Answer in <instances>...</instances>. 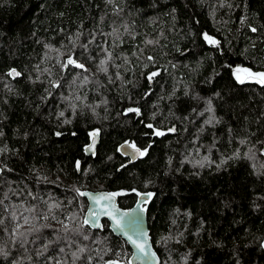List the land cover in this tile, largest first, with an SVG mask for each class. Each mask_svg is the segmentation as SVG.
I'll return each mask as SVG.
<instances>
[{
	"label": "trees",
	"instance_id": "1",
	"mask_svg": "<svg viewBox=\"0 0 264 264\" xmlns=\"http://www.w3.org/2000/svg\"><path fill=\"white\" fill-rule=\"evenodd\" d=\"M115 3L119 14L108 0H0V146L10 149L0 163L11 170L2 175L17 192L9 193L5 203H19L31 191L44 200H71L75 211L78 202L87 206L85 198L73 199L72 188L78 187L123 191L118 203L129 208L137 192H150L144 207L161 264H183L185 256L187 264H264V175H257L264 171V144L257 143L264 141V84H241L233 75L237 66L264 71V0ZM114 27L119 31L113 32ZM204 32L219 40L220 47L206 43ZM76 33L83 34L76 41V58L88 72L60 67L68 51L61 45ZM91 35L95 41L84 52L79 45ZM98 45L112 54L107 75L97 71L103 58ZM89 53L95 61L86 58ZM12 68L22 75L9 76ZM152 71L159 75L150 84ZM50 81L61 86L52 87ZM209 100L219 120L214 126L205 123ZM133 107L140 109L139 116L125 114ZM148 123L166 134L152 135ZM173 125L177 131L168 133ZM91 130L99 131L100 141L95 154L86 156L83 148ZM244 139L249 143L241 145ZM124 141L151 147L144 157L124 165L117 151ZM253 145L255 161L244 156ZM237 150L240 158L227 159ZM205 156L209 161H203ZM7 189L4 185L0 192ZM25 203L35 201L28 197ZM44 223L49 228L43 235L51 239V229L60 225L49 219L36 226ZM103 226L86 229L107 237L108 246L126 262L130 247L107 221ZM166 236L173 239L164 241ZM7 241V234L0 233V246ZM26 247L31 261L21 260L23 250L8 243L9 255H0V264H48L35 255L38 245ZM54 254L50 249L45 256ZM116 258L111 253L104 257Z\"/></svg>",
	"mask_w": 264,
	"mask_h": 264
},
{
	"label": "snow or ice",
	"instance_id": "2",
	"mask_svg": "<svg viewBox=\"0 0 264 264\" xmlns=\"http://www.w3.org/2000/svg\"><path fill=\"white\" fill-rule=\"evenodd\" d=\"M110 4H114V11L119 14L122 10L119 8V5L115 3V0H108ZM230 6V5H229ZM245 18H241V23H244ZM124 30L127 31V26H123ZM250 27L252 32H256L257 29L255 27ZM119 29L113 28V32H118ZM111 34V33H109ZM83 35L82 33H76L74 36L67 37L68 45H61V47H67V59L60 63V67L63 70H67L69 66L74 68L82 69L84 72H88L89 70L85 67L84 63H80L75 53L74 49L76 48V41L79 40V37ZM203 40L209 45L215 46L216 48L220 47V41L210 36L208 33H201ZM95 41V35H91L88 43L81 44L79 47L83 49L84 52H88L89 44ZM148 43H152V41H148ZM49 50H55L59 53L60 56L65 55V53H60L59 49H53L51 45H45ZM99 51L103 53V58L99 59L97 64V71L102 72L104 74H108V64L109 62H113L112 54L106 47H100L98 45ZM47 56V53H45ZM88 60L95 61V57H93L90 53L86 57ZM149 61L153 60V57H147ZM57 63H59V57L57 58ZM40 66L37 65L36 69L39 70ZM43 71L47 72L48 69H44ZM8 75L12 78H16L22 75L15 68L9 70ZM157 75H159L158 71H152L147 75V80L151 82ZM234 78L238 83H245L247 80H254L256 83L264 84V71L254 72L252 69L247 67L237 66L233 69ZM39 79V76H37ZM116 79H121L119 72L116 73ZM88 82V76L83 77V83ZM109 82H113L111 76H109ZM75 83V79L73 80ZM52 87H60V83L58 81H50ZM175 93H173L174 95ZM187 95V93H185ZM145 95H150L149 93H145ZM217 95H219L217 93ZM67 100L68 97H65ZM76 100H81L80 96L75 97ZM102 103L107 104V100H103ZM73 112L76 110L75 105H71ZM87 107L92 108V105H87ZM205 111L210 113L208 119L205 121L206 124L210 126H214L216 123H219V120L214 115V109L211 106V100L207 102V107ZM195 112V109H193ZM127 113H135L139 116L140 109L139 108H128L125 110V114ZM199 115L203 116L204 113L201 112ZM60 116L63 117L64 113L61 112ZM155 118V114L153 115V119ZM70 122V121H65ZM148 129H152V135L160 137L166 134L165 131L154 127L152 123L146 124ZM177 131L176 127L173 125L172 127L167 128L168 133H175ZM231 131V130H229ZM57 136H60L62 133H55ZM89 135L93 138L91 144L86 146L85 151L91 154H95L94 147L96 144V137L98 135V130H95ZM251 135H255L252 133ZM3 136V133L0 132V137ZM241 145L248 144L249 141L247 139L241 140L239 142ZM257 143L264 144V141H257ZM147 147H139L135 142L125 141L124 144L120 145L117 148L118 152H122L125 149H130L131 154L129 156V162L131 163L138 157H144L147 152ZM255 145L248 149L247 152L244 153L245 158L249 160L255 161L256 153L254 151ZM10 149L7 144L0 146V157L6 155ZM198 154V149H197ZM125 155H128L125 152ZM260 155L264 156V149L260 150ZM240 158L239 150L234 152L231 156L227 157V159H238ZM111 159V157H109ZM203 161H209V157H203ZM226 160H222L221 164L226 163ZM200 167L204 166V163L201 161L196 162ZM219 167V165H217ZM121 167H124L122 165ZM254 171L257 168L256 163L252 164ZM260 168L264 169V163L260 164ZM77 169L79 170V161H77ZM11 171L7 169L6 165H2L0 163V188H3L4 185H8L7 191L0 192V233H5L8 236V241L0 246V255H4L7 257L9 255L8 252L5 251V247L8 243L11 245L17 246L19 249L23 250V255L21 256V260L31 261L32 256L28 255L27 245H38V247L34 250L35 255L37 257H43L48 264H133L132 259H128L126 262L123 261L120 257L121 254L119 252H114L112 248L108 246V238L107 237H99L94 236L92 232L87 231L89 229H103V225L99 223L101 217H108L113 222V228L116 231H119L124 237H126L127 242L131 243L135 249L136 253H133L132 256L137 259L141 258L137 256V253L142 255L143 259L151 260L155 257V253L150 252L149 250V242L147 238L146 232L142 229L133 231L132 234H129L128 228L132 227L135 229L139 228L140 224V215L146 211L144 207L129 209L127 211H121L116 204L114 203V198L120 195H124L123 191L116 192H97L92 193L90 191H82L81 188L73 187L72 191L75 193L73 199L76 197H87L89 203L87 206L81 203H77V210H70L72 206V201L69 200L66 203L62 201H57L52 197H49L48 200H44L43 197L33 195L31 191L27 193L26 196L21 192L19 195L24 196L23 199L20 200L19 203H5L6 200L11 199L9 193L13 195H17L15 189L11 187V181L7 180L2 174L5 171ZM257 175H264V171L257 172ZM150 183V182H149ZM147 186V185H145ZM133 192H136V189H132ZM138 196L143 197H151L152 193H139ZM31 197L32 201H35L33 204H27L25 201ZM260 199H264V197H260ZM85 207L87 208L85 212ZM59 212L63 218H60L57 215ZM125 218H129L127 224L125 222ZM51 219L55 223L59 224V228H52L51 232L54 234L51 239L43 235L42 230L49 228L47 223L40 224L36 226V222L43 220L48 221ZM175 223V221H173ZM35 236L34 239H29V237ZM173 239L172 236H166L163 238L164 241ZM179 242V241H177ZM63 244L64 246H60ZM261 247H264V242L261 243ZM52 250L55 254L45 256V253ZM111 253L113 256L117 257L116 259H107L104 257ZM15 259V258H14ZM183 264H187V257L181 258ZM15 264H21L20 261H15ZM159 264V262H157Z\"/></svg>",
	"mask_w": 264,
	"mask_h": 264
},
{
	"label": "water",
	"instance_id": "3",
	"mask_svg": "<svg viewBox=\"0 0 264 264\" xmlns=\"http://www.w3.org/2000/svg\"><path fill=\"white\" fill-rule=\"evenodd\" d=\"M66 59H67V58H66ZM149 83L151 84V82H149ZM92 139H93V138L91 137L89 143H88L86 146H88L89 144H91ZM98 143H99V134H98L97 137H96V144H95V147H94V152L96 151V147H97ZM124 143H125V141L122 142L120 145H122V144H124ZM120 145H119V146H120ZM86 146L84 147V154H85L86 156H91V155H92L91 153L85 151ZM125 152H127L128 155H125ZM119 153H120L122 156H124V157H126V158H129V156H130V154H131V150H130V149H125V150H123L122 152H119ZM138 158H139V157H138ZM138 158H136L135 160H137ZM135 160H133L132 162H134ZM132 162H131V163H132ZM126 164H130V162L128 161V162L125 163L124 165H126ZM78 172H79V170H78ZM82 191H90V192H92V193H97V192H101V191H103V192H114V191L102 190V189H98V190L85 189V190H82ZM140 193H149V192H140ZM83 198L86 199L87 204H88V203H89L88 198H87V197H83ZM149 199H150V197H143V196H138V195H137V197H136V201H135L134 204H133L131 207H129V208H123V207H121V206L119 205V203H118V196L114 198V203L116 204V206H117L121 211H127V210H129V209H134V208L144 207L145 203L148 202ZM144 208H145V207H144ZM145 209H146V208H145ZM86 210H87V208H86ZM86 210H85V212H86ZM139 215H140V218H141V220H140V224H139V228H138V229H135V228L129 227V228H128V231H129V234H132L133 231H136V230H139V229H142L144 232H146V234H147V238H148V242H149V250H150V252L155 253V257H154L153 259H151V260L143 259V258H142V255L139 254V253H137V256H138V257H141V258L137 259L136 257H133L132 254H133V253H136V249H135V247H134L131 243L127 242L126 237H124L119 231L114 230V228H113V222H112L108 217H101L99 223L103 225V221L106 220V221L108 222L109 228L112 230V232H113L115 235L120 236L124 241H126V243L128 244V246H129L130 249H131V254H130V256H129L128 259H132L133 264H157V262H159V264H161L160 257H159V255H158V253L156 252V250H155V248H154V246H153V242H152V240H151L150 230H149V227H148L147 210L144 211V212H142V213H139ZM128 219H129V218H125V222H126V224H127ZM262 242H264V238H263ZM263 249H264V247H263Z\"/></svg>",
	"mask_w": 264,
	"mask_h": 264
},
{
	"label": "flooded vegetation",
	"instance_id": "4",
	"mask_svg": "<svg viewBox=\"0 0 264 264\" xmlns=\"http://www.w3.org/2000/svg\"><path fill=\"white\" fill-rule=\"evenodd\" d=\"M134 108V107H133ZM93 131H95V130H91L89 133H91V132H93ZM98 134H99V141H100V133H99V131H98ZM90 139H91V136L89 135V139H88V142L85 144V146L89 143V141H90ZM129 142V141H128ZM99 144V143H98ZM84 146V147H85ZM98 146V145H97ZM118 147H119V145H118ZM117 147V148H118ZM96 150H97V147H96ZM83 152H84V148H83ZM96 152V151H95ZM93 155V154H92ZM123 158H124V162L123 163H126V162H128V158H126V157H124V156H122ZM76 166H77V164H76ZM110 191V190H109ZM115 192V191H114ZM118 199H119V196H118ZM106 221V220H105ZM108 223V222H107Z\"/></svg>",
	"mask_w": 264,
	"mask_h": 264
},
{
	"label": "rangeland",
	"instance_id": "5",
	"mask_svg": "<svg viewBox=\"0 0 264 264\" xmlns=\"http://www.w3.org/2000/svg\"><path fill=\"white\" fill-rule=\"evenodd\" d=\"M254 72H260V71H254ZM247 81H254V80H247Z\"/></svg>",
	"mask_w": 264,
	"mask_h": 264
},
{
	"label": "bare ground",
	"instance_id": "6",
	"mask_svg": "<svg viewBox=\"0 0 264 264\" xmlns=\"http://www.w3.org/2000/svg\"><path fill=\"white\" fill-rule=\"evenodd\" d=\"M120 144H121V143H120ZM120 144H119V145H120ZM139 158H140V157H139ZM128 159H129V158H128ZM128 161H129V160H128ZM126 163H127V162H126ZM126 165H128V164H126Z\"/></svg>",
	"mask_w": 264,
	"mask_h": 264
}]
</instances>
